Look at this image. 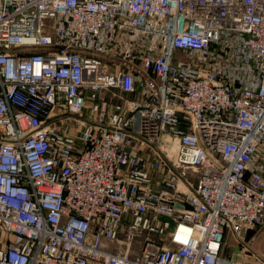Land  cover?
<instances>
[{"label": "built area", "instance_id": "obj_1", "mask_svg": "<svg viewBox=\"0 0 264 264\" xmlns=\"http://www.w3.org/2000/svg\"><path fill=\"white\" fill-rule=\"evenodd\" d=\"M263 224L264 0H0V264H251Z\"/></svg>", "mask_w": 264, "mask_h": 264}, {"label": "rangeland", "instance_id": "obj_2", "mask_svg": "<svg viewBox=\"0 0 264 264\" xmlns=\"http://www.w3.org/2000/svg\"><path fill=\"white\" fill-rule=\"evenodd\" d=\"M250 232L252 233V235H250ZM244 241L248 246V248H244V250L247 251L249 258L253 259L254 261H257L258 258L261 257V255L264 253V224L257 228L251 229ZM250 248L254 249L257 252V255L254 253H249L248 251L250 250L248 249ZM235 250H238V247H227V253L235 252Z\"/></svg>", "mask_w": 264, "mask_h": 264}, {"label": "crops", "instance_id": "obj_3", "mask_svg": "<svg viewBox=\"0 0 264 264\" xmlns=\"http://www.w3.org/2000/svg\"><path fill=\"white\" fill-rule=\"evenodd\" d=\"M241 250H242V249L238 248V250H235V252H241ZM248 250H250V251H248L249 253H254V254L257 253V252H256L254 249H252V248H250V249H248ZM259 254H260V252H259ZM261 254H262V253H261ZM256 255H257V254H256ZM236 259H241V257L238 256V257H236ZM249 260H250L251 264H264V253L261 255V257L258 258L257 261H254V260L251 259V258H249Z\"/></svg>", "mask_w": 264, "mask_h": 264}, {"label": "trees", "instance_id": "obj_4", "mask_svg": "<svg viewBox=\"0 0 264 264\" xmlns=\"http://www.w3.org/2000/svg\"><path fill=\"white\" fill-rule=\"evenodd\" d=\"M250 235H252V233L250 232Z\"/></svg>", "mask_w": 264, "mask_h": 264}]
</instances>
